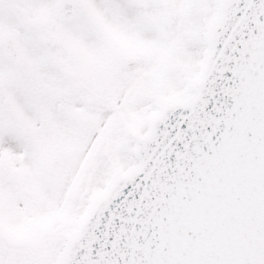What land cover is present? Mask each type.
Returning <instances> with one entry per match:
<instances>
[{"label":"snow or ice","instance_id":"1","mask_svg":"<svg viewBox=\"0 0 264 264\" xmlns=\"http://www.w3.org/2000/svg\"><path fill=\"white\" fill-rule=\"evenodd\" d=\"M0 264H264V0H0Z\"/></svg>","mask_w":264,"mask_h":264}]
</instances>
